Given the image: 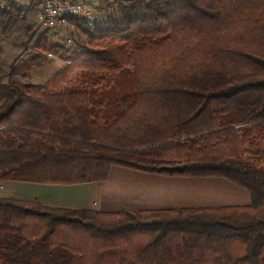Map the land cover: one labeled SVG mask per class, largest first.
Listing matches in <instances>:
<instances>
[{"label": "trees", "instance_id": "trees-1", "mask_svg": "<svg viewBox=\"0 0 264 264\" xmlns=\"http://www.w3.org/2000/svg\"><path fill=\"white\" fill-rule=\"evenodd\" d=\"M140 1H122L144 11L122 27L82 23L88 47L68 58L81 88L0 85V182L99 183L115 166L223 178L251 204L102 213L2 198L0 264H264V0Z\"/></svg>", "mask_w": 264, "mask_h": 264}, {"label": "crops", "instance_id": "crops-1", "mask_svg": "<svg viewBox=\"0 0 264 264\" xmlns=\"http://www.w3.org/2000/svg\"><path fill=\"white\" fill-rule=\"evenodd\" d=\"M121 1L103 0L100 20H105L108 15V18L115 17L121 8L129 6ZM90 184H96V187L89 189ZM74 186L76 191L68 194L56 190L54 185L0 182V199L37 200L51 208L87 209L102 213H117L120 209L156 211L251 204L247 191L223 178H173L115 166L111 167L103 182ZM92 207H97V210Z\"/></svg>", "mask_w": 264, "mask_h": 264}, {"label": "rangeland", "instance_id": "rangeland-1", "mask_svg": "<svg viewBox=\"0 0 264 264\" xmlns=\"http://www.w3.org/2000/svg\"><path fill=\"white\" fill-rule=\"evenodd\" d=\"M122 10V15L116 12L115 17L108 18L110 16L107 14L105 20L99 19L96 23L109 25L113 29L124 26L130 19L142 18L144 15L143 8L124 6ZM37 15L38 10L33 8L29 12L12 11L8 17H0V85L12 80L19 85H30V92L37 93L50 80L56 79L55 92L65 93L74 88H81L84 82L79 73L72 69L68 70L67 63L70 56H76L88 47L81 27L82 22L67 19L56 31H41L37 24ZM38 41L46 43L47 48L40 49ZM38 53L42 58L32 70L27 71L25 67L28 59ZM48 53L52 54V58L47 57ZM65 70H68V74H63ZM104 101L107 99H103L98 109L102 107ZM1 103L0 100V105ZM94 185L96 184H90L89 189L96 187ZM54 187L68 194L76 191L75 186ZM92 208L97 210V207Z\"/></svg>", "mask_w": 264, "mask_h": 264}, {"label": "built area", "instance_id": "built-area-1", "mask_svg": "<svg viewBox=\"0 0 264 264\" xmlns=\"http://www.w3.org/2000/svg\"><path fill=\"white\" fill-rule=\"evenodd\" d=\"M103 0H0V10L12 6L32 7L38 10L37 24L41 31H56L67 19L82 22L91 28L101 16ZM147 2L151 0H146ZM103 3V2H102ZM47 57L52 58L48 53ZM69 65V62L67 63Z\"/></svg>", "mask_w": 264, "mask_h": 264}]
</instances>
